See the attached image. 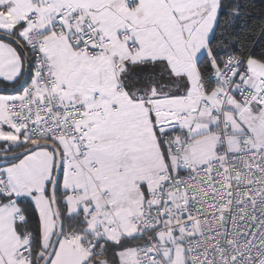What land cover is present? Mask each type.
<instances>
[{
  "label": "snow or ice",
  "instance_id": "obj_1",
  "mask_svg": "<svg viewBox=\"0 0 264 264\" xmlns=\"http://www.w3.org/2000/svg\"><path fill=\"white\" fill-rule=\"evenodd\" d=\"M0 264H264V0H0Z\"/></svg>",
  "mask_w": 264,
  "mask_h": 264
},
{
  "label": "trees",
  "instance_id": "obj_2",
  "mask_svg": "<svg viewBox=\"0 0 264 264\" xmlns=\"http://www.w3.org/2000/svg\"><path fill=\"white\" fill-rule=\"evenodd\" d=\"M255 3L257 4V6H259L260 0H255Z\"/></svg>",
  "mask_w": 264,
  "mask_h": 264
}]
</instances>
